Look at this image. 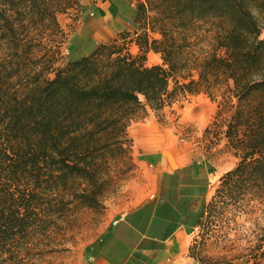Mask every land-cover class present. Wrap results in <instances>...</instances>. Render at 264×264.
Segmentation results:
<instances>
[{"label":"trees","instance_id":"trees-1","mask_svg":"<svg viewBox=\"0 0 264 264\" xmlns=\"http://www.w3.org/2000/svg\"><path fill=\"white\" fill-rule=\"evenodd\" d=\"M64 1L0 0V264H22L27 233L72 205L103 208L120 160L135 167L128 128L137 113L160 112L179 94L215 99L213 88L226 85L234 105L223 133L239 160L204 202L196 227L229 201L264 195V0L141 1L133 16L140 53L125 44L126 31L49 78L52 61L38 50L44 32L59 30ZM207 36L210 52L202 55ZM150 50L162 64L145 65ZM186 72L197 76L177 79ZM224 109L221 102L206 132L219 130ZM195 181L205 194L208 179Z\"/></svg>","mask_w":264,"mask_h":264},{"label":"crops","instance_id":"crops-1","mask_svg":"<svg viewBox=\"0 0 264 264\" xmlns=\"http://www.w3.org/2000/svg\"><path fill=\"white\" fill-rule=\"evenodd\" d=\"M141 1L144 0H81L84 16L77 22L79 29L71 38V51L78 48L81 56L87 55L99 44L122 40V33L129 31L125 44L132 54L140 53L133 34L140 32L139 28L131 29ZM67 15L72 14L63 16ZM153 36L158 37V34ZM146 56V66L163 62L161 54L154 50L148 51ZM151 59L155 62L150 63ZM182 99L197 101L195 104L204 120L197 133L204 136L215 121L220 101L204 92L187 93ZM168 110L165 107L157 113L148 108L145 117L129 126L135 164L130 171L132 176L125 185L121 203L112 206L102 235L89 245L82 264H194L189 249L198 229L196 220L204 202L209 201L211 181L219 167L207 160L204 153L196 158L198 151L193 143L190 148L181 147L180 142L177 144L174 137H179L180 133L175 134V128L170 125L172 115ZM180 119L185 127H196L199 120L186 113ZM214 134L216 130L212 128V136ZM217 136L216 142L223 141V144H216L212 151L223 147L228 155L235 156L226 144L224 133L219 132ZM237 163L219 173L218 181ZM187 167L191 168V183L183 177ZM198 179L209 181L205 194L203 185L195 181ZM189 198H193L191 208H188Z\"/></svg>","mask_w":264,"mask_h":264},{"label":"rangeland","instance_id":"rangeland-1","mask_svg":"<svg viewBox=\"0 0 264 264\" xmlns=\"http://www.w3.org/2000/svg\"><path fill=\"white\" fill-rule=\"evenodd\" d=\"M80 2L81 0L64 1L62 6L67 9L57 15L59 30L53 32L47 30L43 34L44 46L42 51H38L40 54L48 51V59L52 61V68L46 73L49 78H53L55 71L65 66L69 60L83 56L79 54L78 48L71 51L69 47L72 36L79 29L77 22L84 16L81 13L84 7ZM64 14L72 15L69 17L63 16ZM136 27L137 25L134 24L131 30ZM261 37L264 38V29ZM201 45L199 53L204 55L210 52V37L204 38ZM154 62L155 59H151L150 63ZM192 74L197 76L194 72L191 74L186 72L177 79L189 78ZM173 83L172 80L171 86L174 85ZM213 94L216 101L222 102L225 107L220 122L216 126L219 130H216L213 136L212 130L206 132L204 136L197 133L204 125L202 113L195 104L197 101L188 100L187 102L186 99H182L183 95L179 94L172 98L171 103L166 107L172 115L170 125L177 131L174 130L175 134L180 133L179 137H174L177 144L180 142L181 147L190 148L193 143L198 151L196 158H201V154L204 153L207 160H211V163L219 167V174L232 167L239 158L228 155L223 147H219V151H212L216 148V144H223V141L218 143L215 139L219 137L217 136L219 132L223 133L234 106L230 103L231 93L226 89V85L213 88ZM184 107L187 109L182 110ZM184 113L197 116L198 125L185 127V123L180 119ZM146 114L147 111H139L133 122L140 121ZM116 171L117 185L103 198V208L94 210L74 204L67 210H63L64 213L55 215L49 227L39 225L31 229L23 241L22 264H82L89 245L102 235L108 215L113 210L112 206L115 207L114 205L121 203L122 196L125 194V185L132 176L127 169L125 159L120 160ZM218 174L211 181L209 201L219 185ZM226 204H228L226 208L218 210L212 216L210 224L206 221L203 229H197L194 238L199 237V244L194 250V255L198 259H193L194 264H264V195L247 194L238 201L237 205H234L233 201Z\"/></svg>","mask_w":264,"mask_h":264},{"label":"bare ground","instance_id":"bare-ground-1","mask_svg":"<svg viewBox=\"0 0 264 264\" xmlns=\"http://www.w3.org/2000/svg\"><path fill=\"white\" fill-rule=\"evenodd\" d=\"M167 155L171 158L173 165H175L174 162H173V159H172L171 155L170 154H167Z\"/></svg>","mask_w":264,"mask_h":264}]
</instances>
